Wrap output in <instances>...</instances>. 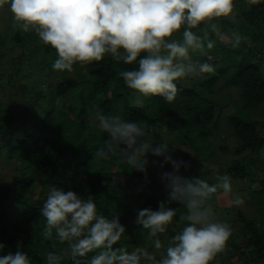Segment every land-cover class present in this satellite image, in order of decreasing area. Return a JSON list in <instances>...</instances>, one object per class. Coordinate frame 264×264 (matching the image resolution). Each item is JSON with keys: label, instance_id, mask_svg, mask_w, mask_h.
<instances>
[{"label": "clouds", "instance_id": "9594fccd", "mask_svg": "<svg viewBox=\"0 0 264 264\" xmlns=\"http://www.w3.org/2000/svg\"><path fill=\"white\" fill-rule=\"evenodd\" d=\"M260 3L246 0L249 7ZM5 5L18 28L34 32L44 45L55 49L58 58L52 65L54 70L72 72L77 63L83 67L110 56L135 65L119 72L127 87L144 97H163L168 103L177 98V81L215 72L210 63L193 62L191 54L207 55L217 40L238 48L248 39L239 31H223L215 22L220 18L236 22L235 0H0V8ZM177 34H182V39H175ZM134 103L143 106L139 98ZM96 118L100 129L109 135L96 157L107 161L119 147L120 163L145 176L149 151L163 157L161 168L172 165L173 171L161 173L167 201H161L158 210H137L135 223L157 237L154 248L163 247L158 234H164L174 218L178 216V223L184 226L170 238L159 258L144 247L129 251L116 246L126 232L118 214L108 217L99 213L92 195L85 198L53 186L40 208L46 221L43 234L51 237L55 232L59 242L68 243L66 254L72 264H213L226 249L232 230L229 224L215 219L209 201L218 190L232 193L231 177L217 176L218 183L214 184L200 177H184L180 169L189 168L190 162L174 159L167 143H146L145 125L120 116H105L98 110ZM209 146L205 150H212V143ZM215 164L220 169L226 167L220 159ZM118 179L113 176V184ZM231 202L240 205L243 200L233 194ZM172 203L183 205L186 211L169 207ZM4 248L0 243V252ZM90 253L95 254L89 258ZM63 258L56 252H48L45 257L46 264H61ZM0 264H32V260L18 250L0 255Z\"/></svg>", "mask_w": 264, "mask_h": 264}, {"label": "trees", "instance_id": "16d2710c", "mask_svg": "<svg viewBox=\"0 0 264 264\" xmlns=\"http://www.w3.org/2000/svg\"><path fill=\"white\" fill-rule=\"evenodd\" d=\"M235 2L238 13L236 22L233 23L226 18H220L215 22L223 31H239L242 36L248 38L247 42L242 43L238 48H233L230 43H221L217 40L215 47L207 55L191 54L193 62L210 63L215 68V72L204 74L203 85H197L192 81H177L179 92L173 104L166 102L160 96L144 97L139 93L143 106L137 107L134 100L138 92L127 87L123 78L119 76V72L126 69L128 65L117 62L110 56L89 64L92 67L89 73H81L78 78L68 74L67 71H59V74L48 72V75L42 79H36L35 77L40 78L36 74L39 67L47 65L53 68L52 65L58 58L55 49L39 43L29 51L37 59L38 67L18 58V60H11L10 67H3L0 70V94L7 95L8 98L5 101L0 99V118L5 116L6 109L14 105L15 102H11V99L15 94H18L17 102L23 106V114L19 120L4 119L3 124L0 125V133L7 132L5 128L11 126L15 129L16 149L7 151L8 162L17 163L22 173L19 179L8 184H0V222L8 224L13 229L23 228L22 235L12 237L8 242L3 243L5 248L0 255L15 253L19 250L29 255L32 264H46V254L56 252L64 255L61 264H72L70 257L66 254L68 243L59 242L55 232L51 237L43 234L46 221L40 214L42 204H34L32 200L20 207L1 203L9 199L12 194L21 197L25 191H29L36 179L45 178L46 182L67 184L69 173H72L75 179V184L69 187L86 185L87 194L94 197L98 212L108 217L118 214L120 223L134 234L136 238L134 243L145 238L148 230L127 220L124 210L128 208L132 212L136 208H149L153 203H157L159 194L156 193L162 188L160 178L158 181L154 180L149 172L145 178H142V175L130 173L127 170L128 166L120 163L119 147L113 149L107 161L96 157V151L104 147V141L109 139L108 133L88 123L87 117L96 115L97 110L105 116H120L125 120L145 125V133L148 134L153 132V127L162 123L171 130L179 128L186 134L193 150L197 151L202 159H207L211 150V148L205 150V147L211 144V141L207 139V132L200 131L198 134L192 132L196 122L201 125L211 124L214 130L219 129L220 120H214L212 105H214L215 97L214 87L222 82L223 88L229 91L233 88L239 89L243 101L241 108L227 117V123L237 140L238 148L230 151L222 145L220 149L232 154L243 150L258 154L264 147V137L260 134L259 122L250 117V110L264 104V74L259 68V64L264 62V50H262L264 49V0L251 7L246 4V0H235ZM177 36H179L177 39H182V34ZM210 38L216 39L214 35H210ZM15 39L18 44L24 42L19 34H15ZM24 64H28L29 73L19 70L18 65ZM131 67L135 66L131 65ZM48 78L58 79L48 86V103L44 107L41 101L46 97V91L42 89V85ZM29 79H31L30 82L22 83ZM79 85L83 86L84 94L78 104L73 107L63 96ZM109 91L111 94L107 95ZM191 100L196 102L192 105L185 103ZM200 101H207L211 105L201 107ZM37 107L38 110H35ZM182 107L189 109L187 117H183L180 112ZM40 112L43 113L44 118L41 125L37 127L29 121V116L40 115ZM197 112L201 113L199 118ZM186 160L192 165L187 156ZM242 161L243 159L238 157L232 163V167L236 168L235 172L240 178L246 176V171H251L247 165H241ZM192 168L194 169L195 166ZM205 169L208 170L206 173L208 175L213 172L211 168ZM113 176H117L118 181L125 176L130 179V182L124 186L113 184ZM137 180L148 187L151 192L150 200L140 202L141 198L137 197L133 189V183ZM46 182L39 191L42 196H45L50 188ZM262 186V189L252 193V200L259 206L261 216H264V200L262 199L264 181ZM88 195L83 197L86 198ZM217 201L222 208L227 205L232 206L231 201H225L222 198H217ZM18 202L22 203L20 198ZM179 208L181 212L186 211L183 205ZM23 224L26 227L30 226L24 228ZM183 226L180 224V228ZM246 231L256 234L255 224L247 223ZM255 236H257L256 240L250 238L245 244L255 246L258 255L254 257V260L262 261L264 260V237L262 238L258 233ZM240 249V245L233 246L229 239L226 249L216 258L224 257L230 251L239 252ZM94 254L90 253L89 258ZM256 264H264V262Z\"/></svg>", "mask_w": 264, "mask_h": 264}, {"label": "rangeland", "instance_id": "374dc122", "mask_svg": "<svg viewBox=\"0 0 264 264\" xmlns=\"http://www.w3.org/2000/svg\"><path fill=\"white\" fill-rule=\"evenodd\" d=\"M15 34H19L21 38H23L24 42L18 44L15 39ZM174 38L177 39L179 38V36L176 35ZM39 43L42 42L34 32L29 31L25 33L22 31V29L16 26V22L14 21L13 15L7 5H5L4 8H0V70L3 67H10L11 60H18V58L21 61H24L28 64H33L38 67L39 64L37 59L29 51L30 48L38 45ZM28 64H24L23 66L18 65L19 70H24L29 73V71H27V69H29ZM130 68H132L131 65H128L126 67V69ZM259 68L262 74H264V62L259 64ZM91 69L92 67L89 64L81 67L80 64L77 63L76 65H74V70L72 72H68V74H72L74 77L78 78L81 73H89ZM48 72H55L59 74V71H56L53 68H49V66L45 65L43 67H39L36 72L37 76L40 78H35L42 79L43 77L48 75ZM58 78H48L43 82L42 89H45L46 97L42 99L41 105H43L44 107L46 103H48V86L51 83H54ZM30 80L31 79L26 82L22 81V83H28L30 82ZM188 81H192L197 85H203L205 82L204 74H201L200 76L195 78L189 77L181 80L180 82ZM82 87V85H79L76 89H72L69 93L63 96L71 106H76L81 100V97L84 94ZM240 92L241 91L237 88H233L230 91L223 88L222 82L215 85L214 105L212 106L214 109V120H220L219 129L214 130L211 124L201 125L198 122L195 123L196 126H194V130L192 133L198 134L200 131H205L207 132V139L212 143V150L210 151L212 153L210 156H208L207 159H202L200 154L197 151L193 150V148L189 145V140L186 134L179 128L171 130L162 123L161 125L153 127V132L151 134L146 133L145 135L146 143L152 144L153 146L159 143H167L169 146V154L172 155L174 159H182L184 161H187V156L188 159L191 160L192 165H190L189 168L185 169L181 167L180 169V175L184 177H200L201 179L211 182L210 184L218 183L217 176L227 174L231 177L232 193L225 194L222 190H218L216 194H213L209 203H211L213 206L215 219L230 225L232 230V235L230 237L232 245H240L241 249L239 252L230 251L228 255H225L221 258H216V260L213 261V264H256L264 262V260L255 261L254 257L258 255L256 247L252 244H250L249 246H246L245 244L249 241L250 238H252V240H256L257 236L255 235L257 233L258 235H261L262 238L264 237V216H261V210L259 209V206H257L255 201L252 200V193L263 188L262 182L264 181V147L258 152V155L250 152L249 150H243L236 154H232L231 152L221 154L220 151V147L222 145L228 147L230 151H234L238 148L237 140L227 123V117L231 114H235V112L241 108L243 100L240 96ZM110 94L111 92L109 91L107 95ZM17 96L18 94H15L12 97L11 102L15 103H13L14 105H12L9 109H6L7 113L4 117L0 118V125L3 124L4 119L17 121L22 116L23 106L21 103L17 102ZM137 98L140 99L139 93L136 94L135 100ZM0 99L2 101H5L8 98L7 95L0 94ZM194 102L196 101L191 100L188 103L187 101L185 103L192 105ZM173 103L174 102L170 104ZM199 103L201 107H208L211 105L207 101H200ZM27 106L31 107L30 105ZM35 110H38V107ZM180 112L183 114V117H187L189 109L187 107H182L180 108ZM40 113V115L32 114L29 116V121L37 127L41 125L44 118L43 113ZM199 115L201 116V113L197 112L198 118ZM96 117L97 114L91 117H87L88 123L99 127ZM250 117L259 122V125H261L259 131L260 134L264 137V104H262L260 107L252 108L250 110ZM5 130L7 132L0 133V184H8L14 180L19 179L22 176L18 164H13L11 161L8 162L9 154L7 153V151L9 149L15 151L16 149V138L14 135L15 129L13 126H11L9 128H5ZM5 139L7 141H4ZM11 139L12 141L10 142ZM8 141L10 142L9 144L7 143ZM238 157L243 159L241 165H247L249 168H251V171H246L247 174L244 178H240V176L235 172L236 168L232 167L233 161L238 159ZM145 158L149 162L147 165V172L151 173V178H153L154 180L158 181V179L160 178V182L162 185V188H160V190H158V192L156 193L159 194L157 197V203L155 202L152 206L149 207L153 210H158L159 203L161 201L166 202L168 199V190L165 186L166 182L161 179V173L164 171L171 172L173 171V168L171 164H165L164 167L161 168L159 165L160 162L163 161V157H155L151 154L150 151L147 153ZM218 159L226 162V167L220 169V167L215 164ZM153 161H157V163L153 164ZM193 166H195L194 169L192 168ZM196 166L198 167V169ZM205 168H211V170L213 171H211V175L206 174L208 170ZM127 170L132 174H137L140 176L142 175V178H145V175L143 173H140L139 171L130 169L129 167ZM123 177L124 178H121L117 182V185L119 184L121 186H124L130 182V179L125 178V176ZM67 178L69 180L67 184H64L63 182L61 184H57L52 181L46 182L45 178L36 179L35 183L29 188V191H25L21 197H18L17 194H12L10 195L9 199H6L1 203H8L13 207H20L28 201L32 200L34 204H42L47 198L51 187L53 186L63 188L65 191H75L82 196L88 195V187L86 185H76L73 188L69 187L75 184V179L72 173H69L67 175ZM45 182L50 188L46 192V195L42 196L41 194H39V191L43 184H45ZM133 185V189L136 192L137 197L141 198L140 202H142L143 200H150L151 192L149 191L148 187L143 186L139 182V180L134 182ZM233 194L239 195L242 198L243 203L240 205H235L232 203L231 207L227 205L224 208L217 204V198H222L225 201H232ZM18 198H20L22 203L18 202ZM262 199L264 200V195H262ZM168 206L177 208L182 205L172 203ZM137 210V208L132 212L128 210V208L124 210L125 214H127L126 219L134 224L137 217ZM247 223L255 224L257 230L256 234L246 231ZM29 226L30 225H27L26 227V225L23 224L24 228H28ZM180 230L181 228L180 224L178 223V217H176L174 218L173 224L168 226V229L164 234H158V238L161 240V243L163 245L160 250L155 249L153 244V241L157 237L150 236L149 232L146 233V236L143 240H139L134 243L133 241L136 240L134 234L130 230L126 229L125 235L122 236L121 241L118 244L126 246L129 251L135 249L136 247H144L150 252L155 253L157 255V258H159L160 254L167 247L170 238ZM22 234V227L13 229L10 228L8 224L0 222V243H6L10 239H12V237H16Z\"/></svg>", "mask_w": 264, "mask_h": 264}]
</instances>
